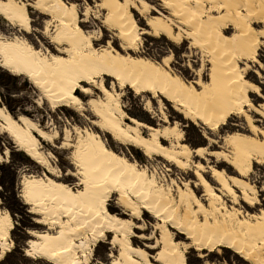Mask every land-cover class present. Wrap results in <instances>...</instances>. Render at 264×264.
I'll return each mask as SVG.
<instances>
[{
  "label": "bare ground",
  "instance_id": "1",
  "mask_svg": "<svg viewBox=\"0 0 264 264\" xmlns=\"http://www.w3.org/2000/svg\"><path fill=\"white\" fill-rule=\"evenodd\" d=\"M37 3L42 4L46 11L38 9ZM206 3L209 4L208 7ZM30 7L50 17L44 22L48 28L43 29V36L50 38L52 32L57 31L62 39V43H54L52 47L40 49L66 62L60 67L47 62V82L44 87L50 89V101L54 102L56 107L64 106L82 111L84 100L80 97L84 93L77 95L75 88L71 93L68 91L72 79L80 72L92 75L89 69L94 65L107 66L109 72L100 77L102 88L107 89V94H101L99 98L92 97L87 104L95 118L92 126L99 127V131L108 133L113 141L121 145L138 148L147 158L161 157L179 170L193 171L197 183L172 180L175 183L169 186L160 184V188L165 191L163 195L148 201L151 211L132 203L130 208L125 207L131 216L126 219L113 212H109L107 216L100 213V189L90 186L87 190H81L84 195L73 199L53 187L54 184H61L63 177L56 175L53 179L52 175L46 172L43 175L52 183L35 189L36 194L32 197L34 203L29 205L24 202L30 209H36L35 212L30 210V213L37 216V224L46 227L44 230L29 231L31 238L27 240V247L23 252H33L34 255L26 256L51 264H92L94 247L98 242L104 241L99 236L103 230L105 239L109 233L112 234L111 246L117 250L115 256L112 253L108 255L112 264H181L182 261L187 264L186 252L189 246L182 245L175 239L171 227L168 226L171 223L172 228L180 234H185L187 239L191 240V245H196L198 250L200 248L197 241L205 244L211 242L215 246L217 240L224 238L245 247L254 246L252 255L259 261L264 253V245L260 243L261 236H264V210L245 214L244 210L236 205L242 200L254 207L260 201L259 190L248 180V175L253 170V160L264 159V139H261L264 137V127L256 124L257 121L252 115L258 114L264 123V101L257 104L252 99L253 93L262 99L264 95L254 91L260 86L249 80L247 70L248 57L253 51V36L259 31L255 28L259 22L256 18L264 17V0H199V3L196 0H186L183 10L187 12L186 21L190 27L188 31L191 29L193 33L189 39H194V46H203L201 50L212 64L213 80L209 82L212 87L201 96H196L182 84V75L176 79L171 76V73H174L172 70L165 75L166 70L152 57L137 54L142 34L139 33L140 26L132 10H125L118 4H113V21L116 26L113 29L116 31V28H119L116 35L120 44L118 49L109 41L115 53L106 55L102 54L105 45L98 46L91 39L88 41L90 47L83 45V37L77 31L80 21L74 19L72 13H66L57 0H0V16L12 26L16 25L24 32L31 33L27 32L25 27V24L32 27ZM144 10L151 13L150 10L155 9L144 6ZM135 11L138 12L137 7ZM146 23L154 35L167 36L170 40L176 38V33L173 32L174 24L168 19L152 16L147 18ZM229 27L233 30L232 36L225 39ZM20 39L28 41L33 49L37 50L26 37L20 36ZM13 55L21 61L30 59L23 47ZM255 71L259 76L258 70ZM112 72H117L122 79H116L111 75ZM92 79L96 80L97 77L92 75ZM120 84H123V87H117ZM132 84H136V87L133 88ZM125 87H129L137 95L149 93L153 99L160 98V102L161 98L168 100L183 117L190 119L197 126L202 124L213 133H218L232 116L244 117L249 133L233 131L226 134L221 150L211 148L212 145L218 147L217 141L206 133L204 137L208 139V146L192 149L184 143L183 131L178 124L153 127L130 117L121 100L120 90ZM73 96L81 103L77 104L72 100ZM164 118L167 123L168 118ZM127 120H130V123ZM0 124L4 132L12 137L18 149L31 158L35 157L33 160L45 169L50 167L52 173L59 170L44 154L39 140L41 137L45 141H51L58 136L50 138L39 124L26 116L15 119L8 111H4L1 105ZM87 128V134L95 136L89 147L101 153L105 160H111L113 156L119 157V160H113V166L127 161L128 164L134 162L136 166L147 170L146 167H141L139 162L130 160L127 155L115 152L101 134L91 127ZM67 134L70 139V133ZM165 141H170L168 146L164 144ZM194 157L205 160L208 164L195 161ZM210 158L216 159V164H209ZM223 162L235 169L237 175L232 176L225 169H219L217 163ZM207 175L216 184L212 183ZM152 176L156 177L154 174ZM26 178L39 179V176L31 174L24 179ZM97 178L96 173L90 176V180ZM157 182L156 177L153 183ZM197 187L204 191L201 197L197 193ZM227 198L234 205H228ZM110 200L111 194L104 202L106 209ZM195 201H199V205L195 204ZM157 209L161 213L159 216L156 214ZM146 213L153 215L159 222L160 237L155 239L152 245L136 246L133 243L134 237L148 241L155 237L153 233L149 237L142 234L139 236L135 231L144 230L135 220L140 221ZM3 215H7L8 220L0 225V260L14 245L11 234L15 221L10 211L1 209L0 216ZM180 246H183V252L179 250ZM149 249H157L158 252L150 255Z\"/></svg>",
  "mask_w": 264,
  "mask_h": 264
},
{
  "label": "snow or ice",
  "instance_id": "2",
  "mask_svg": "<svg viewBox=\"0 0 264 264\" xmlns=\"http://www.w3.org/2000/svg\"><path fill=\"white\" fill-rule=\"evenodd\" d=\"M57 2L66 13H72L73 18L80 21L77 31L83 37V45L90 47L88 43L90 39L98 46L103 44L106 47L102 49V54L106 55H114L115 53V50L111 49L109 44L112 29L116 27L113 21V4H118L121 8L130 9L133 12H135L137 4L151 8V0H148L147 3L146 0H135V2L133 0H57ZM196 2L199 3V0H196ZM165 6L172 7V4L165 0ZM36 7L46 11L40 3H37ZM121 19H124V17H121ZM256 19L259 22L255 25V28L259 29V31L253 36V51L248 57V63L249 67L254 64L255 69L259 72V76H257L256 71H253V77L256 79V83L260 85L254 91L264 94V82H261L264 80V17H257ZM25 27L27 32L33 31L30 25L25 24ZM47 28L48 26L42 21L38 22V29ZM88 29L90 31L87 33L82 31ZM116 31L119 33L118 27ZM93 33L95 34L94 36ZM189 36H193L191 29L189 30ZM231 36L232 28L229 27L225 33V39ZM41 38L43 39V37ZM45 43L49 44V47L54 43H62L59 32L53 31L51 37L45 40ZM193 43L194 39H190L181 45V41L173 37L172 43L166 45L163 50L155 52L149 50L147 54L152 56L166 70L165 75H168L172 68H175L176 72L171 73V76L176 79H179L182 73L184 77L182 84L192 90L196 96H201L208 88L212 87V84L209 83L213 80L212 64H206L201 59L203 46L199 44L195 45L189 59L188 49ZM21 47L27 51L30 59L21 61L13 55ZM36 49L34 50L32 44H29L28 41L21 40L19 36L13 35L12 30L5 29L0 25V98H5L10 107L19 105L21 109L27 111L28 106H32L37 112L42 113L44 108L52 110V103L48 96L50 89L44 87L47 82L45 80L47 62H50L55 67H60L66 62L46 54L43 50H40L41 46L39 44H36ZM89 70L92 75L97 77L96 80L92 79V75L80 72L72 79L68 89L69 93H71L73 88L77 90V95L81 92L84 93L83 99L85 102L89 100L90 96L94 97L97 92L102 95L107 94V89L102 88L100 77L109 72L108 67L94 65ZM111 75L118 80L122 79V76L118 75L117 72H112ZM117 87H123V84L117 85ZM132 87L135 88L136 84H132ZM13 95L15 96L14 99H12ZM71 99L77 104L81 103L75 96L71 97ZM13 110L15 111V108ZM28 115H33V113L28 112ZM94 122L93 120L91 123L94 124ZM96 131H99V127H97ZM87 133L88 128L83 124L80 125V130L71 129L70 139L64 130H61L60 133H54V136L59 137L55 143L58 146L57 155L60 157L61 165L56 173H52L50 167L46 168L45 172L52 175L53 179H55L56 175L64 179L61 184H54L53 187L73 199L84 195L81 190H87L90 186L100 189L101 192L98 197L99 211L105 216L109 212L123 211L124 207L130 208L132 203L146 211H151L148 201L163 195L165 190L160 188L159 185L167 177L154 184L153 181L156 177L152 176L148 170L136 166L134 162L128 164L127 161H122L120 164L113 166V160H119V157L113 156L111 160H105L101 153L89 147L91 142L95 140V136ZM40 134L43 135V133ZM197 135H199L198 131ZM4 139V136H0V172L11 169L13 165L20 169L31 164L32 161L30 159H20L16 156L15 147L11 141L6 146ZM261 139H264V137H261ZM9 149H12L11 158ZM48 155L51 156V153ZM32 159H35V157H32ZM39 163H44V161H39ZM253 163L264 171V159H254ZM93 173L97 174L98 178L96 180H90V176ZM3 183L4 181L0 180V186ZM51 183L52 181H48L47 176L43 174H39V179H24L22 181L21 199L26 204L31 205L34 203L32 197L36 194L35 189L38 186ZM172 183L175 182L172 181ZM109 194H111V200L109 207L106 209L104 202L109 199ZM3 195L4 192L0 191V196ZM195 204L199 205V201H195ZM30 210L36 211L35 208ZM156 214L158 216L161 215L159 209L156 210ZM112 219H115V217H112ZM7 220V215L0 216V225ZM168 226L172 227V224L169 223ZM99 236L101 240L105 239L103 230L100 231ZM176 239L179 241L184 239V237L178 235ZM260 243L264 245V236H261ZM197 245H199L200 252H196V245H193V253L199 255V259L191 261V264H264V253H262L261 259L257 261L252 255L254 250L252 245L245 247L224 238L217 240L215 246L211 242L205 244L200 241H197ZM179 250L183 252V246H180ZM207 253L212 254L208 255ZM25 255L31 257L34 253L27 252ZM96 255L100 264H112L107 259L106 250L97 248ZM92 264H97V260L94 259ZM181 264H184V262L182 261Z\"/></svg>",
  "mask_w": 264,
  "mask_h": 264
},
{
  "label": "rangeland",
  "instance_id": "3",
  "mask_svg": "<svg viewBox=\"0 0 264 264\" xmlns=\"http://www.w3.org/2000/svg\"><path fill=\"white\" fill-rule=\"evenodd\" d=\"M135 2V0H133ZM148 0H146V3ZM169 3L172 4V7L165 6V0H151V8L155 10H150L151 13L145 12L144 6L141 4H137L136 7L138 8V12L135 11V17L137 23H139V33H141V43H139V48L137 54L139 55H147L149 50L159 51L163 50L166 45H170L172 40H170L167 36H157L150 32V27L147 25L146 20L152 16H159L164 17L171 21L174 24L173 32L176 33V38L181 41V45L185 42L190 40L189 39V31L188 23L186 21L187 12L183 10V6L186 7V0L178 2L177 0H168ZM184 4V5H183ZM207 4V3H206ZM209 4H207V7ZM30 17H32V28L33 31L31 33L24 32L21 28L14 25L12 26L5 18L0 19V25L3 26L5 29L12 30L13 35L26 37L29 41L33 43L34 46L39 44L41 48H47L49 44L45 43V40L49 38H45L42 34L43 29H38V22L42 21L43 23L49 18L47 15H43L39 13L37 10L33 8H29ZM1 17V16H0ZM87 32L90 29L85 30ZM233 31V30H232ZM116 31L112 29V33L109 37V41H111L116 48L119 49L120 41L117 38ZM94 34V33H93ZM95 35V34H94ZM43 37V39L41 38ZM99 46H104L100 44ZM52 47V46H51ZM195 48L192 45L189 49V59L191 58V53ZM202 51V50H201ZM133 53V52H132ZM203 55L201 59L207 64L208 57L202 51ZM152 57V56H150ZM173 72H176L175 68L171 69ZM254 64L252 67L248 68L247 76L249 77L250 81L256 83V79L253 77V71H255ZM180 75L183 76L181 73ZM258 76V75H257ZM107 78V77H106ZM261 82H264L262 80ZM109 82H107V85ZM258 84V83H257ZM259 85V84H258ZM260 86V85H259ZM121 93V100L124 109L129 114L130 117L139 119L144 123H147L153 127H164L166 125L171 124H178L179 128L183 131V137L185 138L184 143H187L192 149H196L201 146H208V139L204 137V134H209L210 137H213L215 141H217L218 147L212 145L211 148L216 150H221L223 146V137L228 134L232 133L233 131H240L246 132L248 131V125L244 117H236L232 116L228 123L225 126H222L221 130L218 133H213L212 131L207 130L202 124L197 126L196 123L192 122L190 119H186L183 115L177 112L174 107H172L171 102L168 100L161 98V102L159 101L160 98L153 99L151 94L145 93L142 95H137L135 91L131 90L129 87H125L123 90H120ZM264 95V94H263ZM82 95L80 98L83 99ZM94 97H101V94L97 92ZM15 96L13 95L12 99ZM92 97H89V99ZM253 102L257 104L263 103L264 99L259 97L257 94L253 93L252 96ZM89 101V100H88ZM88 101H84V109L82 111H77L74 109H69L64 106L56 107V104L51 101L52 103V110L48 108H44L43 112H37L35 108L32 106H28L27 111L21 109L19 105H13L12 107L9 106V103L6 102L5 98H0V105L4 109V111H8L15 119H18L20 116H26L31 118L34 122L40 125L44 129V131L49 134L50 138L54 137V133H60L61 130H64L65 133H70L71 129H80V125L83 124L85 127H91L96 131V127L92 126V121L94 116L92 115L91 111H89V107L87 106ZM15 108V111L13 110ZM150 110V111H149ZM28 112H32L33 115H28ZM91 113V115H90ZM257 121L256 124L262 125L264 127V123L258 114H252ZM168 118V122L165 123V117ZM260 121V122H259ZM130 123V120H127ZM197 131L199 135H197ZM101 134L108 145L115 151L122 154L127 155L130 160L139 162L141 167H146L151 174L156 175L158 182L164 179L163 185L169 186L172 184V180L179 181L180 183L184 180L193 181L197 183L196 177L193 171H184L179 170L176 166L169 164L161 157L153 156L152 158H147L142 151L138 148H134L132 146H124L120 143L113 141L111 136L108 133H102L101 131H96ZM148 131L146 132L147 135ZM0 136H4V144L7 146L9 141H11L12 145L15 147V155L18 156L20 159H30L32 162L29 165L24 166L23 168H16L15 165L11 169H8L4 172H0V180H3L4 183L0 186V191L4 192L3 196H0V210L5 209L11 212L13 220L15 221V227L12 230L11 240L14 242L13 248L11 251L7 252V254L0 260V264H51L44 260H33L25 255L24 249L27 247V240L31 238L29 235V231L32 230H44L46 229L45 226L37 224L35 214L30 213V207L24 203V201L20 198L21 189H22V181L25 177L31 176V174L39 176V174H46L44 166L39 165L35 160L31 157L27 156L23 151L18 149L15 145L11 136L4 132L3 126L0 124ZM39 138V137H38ZM59 138V137H58ZM57 138V139H58ZM40 145L42 147V151L45 155L49 157L51 163L60 169L61 160L60 157L57 155L58 146L56 145V139H52L51 141H45L44 139L39 138ZM170 141H165V145L168 146ZM10 151V158L12 156V149ZM51 153V156L48 154ZM195 161L204 162L205 164L207 161L202 160L198 157H194ZM209 164H216V159L210 158ZM219 169H225L229 175H237L235 169L230 167L227 163H217ZM50 176V175H49ZM53 178V176H51ZM208 179H210L209 175H207ZM64 179V178H63ZM211 180V179H210ZM248 180L259 190L258 198L260 199L259 204L254 207L245 204L242 200L237 207L244 210V213H257L260 209L264 210V171L257 164H253V170L248 175ZM212 183L216 184L213 180ZM202 189L197 187V193L201 197L203 195ZM176 193V192H175ZM15 194V195H14ZM228 205H234L232 202L227 198ZM110 202H108L109 206ZM123 218L129 219L131 216L128 214V210L124 207L123 211L113 212ZM148 217V218H145ZM137 225H141L144 227V230H137L135 229L137 235L141 236H150L153 233L154 239L148 241L146 239H139L133 238V243L136 246H144V244L152 245L155 243V239L160 237V230H158L159 222L153 215H149L148 213L143 214V218L139 220H135ZM173 235L176 237L183 236L184 239L179 240V242L184 245L186 244L189 246L187 248L186 256H187V264H191V261L195 259H199V255H195L193 253V246L191 245V240L187 239L186 235L180 234L178 230L174 227L170 228ZM111 235H107L106 239L103 242H98V244L94 247V252L92 255V260H97V264H100L99 258L96 255V249L102 248V250H106L107 252V259L111 261L108 257L111 253L115 256L117 254V250L111 246ZM177 240V239H176ZM149 254H156L158 252L157 249H149ZM196 252H200L196 247ZM211 255L212 253H207Z\"/></svg>",
  "mask_w": 264,
  "mask_h": 264
}]
</instances>
